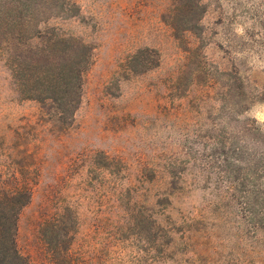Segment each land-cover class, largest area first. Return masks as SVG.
I'll return each instance as SVG.
<instances>
[{"label":"rangeland","instance_id":"374dc122","mask_svg":"<svg viewBox=\"0 0 264 264\" xmlns=\"http://www.w3.org/2000/svg\"><path fill=\"white\" fill-rule=\"evenodd\" d=\"M67 50L59 114L23 81ZM23 182L26 264H264V0H0V185Z\"/></svg>","mask_w":264,"mask_h":264},{"label":"trees","instance_id":"16d2710c","mask_svg":"<svg viewBox=\"0 0 264 264\" xmlns=\"http://www.w3.org/2000/svg\"><path fill=\"white\" fill-rule=\"evenodd\" d=\"M56 60L48 55L41 57V72L25 79L24 86L31 92L30 100L59 114H72L82 97L88 57L74 58L67 50ZM31 185L23 182L11 189L0 185V264H26L16 248V227L21 208L31 199Z\"/></svg>","mask_w":264,"mask_h":264}]
</instances>
